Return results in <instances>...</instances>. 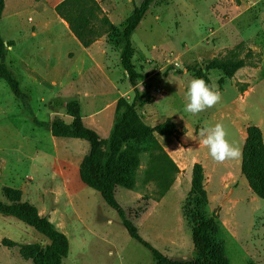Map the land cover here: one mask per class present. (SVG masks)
<instances>
[{
	"label": "rangeland",
	"instance_id": "obj_1",
	"mask_svg": "<svg viewBox=\"0 0 264 264\" xmlns=\"http://www.w3.org/2000/svg\"><path fill=\"white\" fill-rule=\"evenodd\" d=\"M60 1H4L0 35L4 42H13L11 51L7 47V60L10 69L19 74L21 89L28 93L30 111L22 107L0 78V200L5 201L4 187L19 189L22 201L35 205L41 216L66 235L69 245L63 264H153L151 251L129 235L117 212L97 191L81 182L75 164L87 152L88 142L51 135L47 124L54 116L71 121L63 108L53 107L52 101L56 97L78 96L83 123L103 138L110 134L109 125L116 118L115 104L122 97L128 103L134 101L142 120L150 126L166 119L177 124L179 129L173 135L157 137L164 150V146L170 149L171 143L176 144L179 134L190 130L188 139L180 142L187 152H192L197 148L193 144L197 134L217 122L225 125L229 140L242 148L239 129L244 130L248 123H259L264 129V0L153 1L131 35L132 61L148 77L136 83L140 91L136 99L119 65V49L107 35L98 37L86 47L89 51H84L62 32L60 24L67 28L64 20L52 9ZM141 1L98 3L106 8L103 12L110 21L120 26ZM46 24H51L50 28ZM54 33L61 35L58 41H53ZM21 42L38 52L34 55L32 51L39 67V74L34 77L33 73L20 72L19 60L25 56L18 49ZM68 50L71 52L65 56ZM89 52L95 60L88 59ZM232 52L245 61L242 67L232 76L219 70L209 73L211 85L221 94L220 102L197 115L186 112L185 94L194 78L187 68ZM75 54L79 57L76 67ZM43 62L56 63L59 69L48 73ZM71 63L75 73L66 77L65 69ZM147 164L148 153L143 152L134 186L117 187L115 198L142 241L168 258H190L193 246L183 204L190 189L192 168L190 172L178 168L171 184L161 193L156 175L146 174ZM207 176L212 203L208 201L205 213L215 210L218 214L222 225L217 237L228 263H257L259 259L246 248L259 245V239H264V226L259 219L264 217V198L253 193L245 179V183L238 178L236 182L228 180L220 192L219 174L212 170ZM230 224L236 229L234 236L225 227ZM3 238L19 244L47 243L31 226L0 214V264H31L19 255L18 246L3 245Z\"/></svg>",
	"mask_w": 264,
	"mask_h": 264
},
{
	"label": "trees",
	"instance_id": "obj_2",
	"mask_svg": "<svg viewBox=\"0 0 264 264\" xmlns=\"http://www.w3.org/2000/svg\"><path fill=\"white\" fill-rule=\"evenodd\" d=\"M153 1L155 0H142L120 26L110 21L97 0H62L54 7L57 15L68 24L70 31L83 47H89L102 35L108 36L113 46L119 49V65L133 87L134 99L140 94L136 83L143 81L147 75L138 70L132 61L134 48L131 35L149 11ZM3 7L4 0H0V19ZM11 45L13 42H4L0 35V78L6 82L22 107L30 111L28 93L21 89L16 74L6 61L7 47ZM244 64L245 61L232 52L229 56L213 59L204 65L196 64L187 69L193 72L194 78H203L211 85L210 71L219 70L226 76H232ZM52 104L55 109L63 108L71 117V121L66 122L60 116H54L47 124L51 135L80 138L88 142V150L78 167L81 182L97 191L103 201L117 212L129 235L151 251L153 264H229L224 254V246L217 237L218 229L222 225L218 214L215 210L211 214L205 213L208 198L204 187L203 166L199 162L192 166L190 189L183 204L184 215L190 223L193 246L190 258H168L152 248L149 243L142 241L137 228L115 198L116 187L134 186L140 154L143 152L148 153L146 174L156 175L160 192L163 193L171 184L172 176L178 171V167L156 137V134L169 136L176 133L175 124L171 119L150 126L142 120L134 101L128 103L120 97L115 104L116 118L110 134L103 138L83 123L77 96L68 99L56 97ZM241 152V173L252 192L264 198V142L258 126H247ZM3 196L5 201L0 200V214L13 216L31 226L43 235L47 243L19 244L8 238H3L1 243L7 247L18 246L19 255L31 264H63L69 245L66 235L47 217L41 216L35 205L22 201L19 189L4 187ZM248 264L256 263L249 261Z\"/></svg>",
	"mask_w": 264,
	"mask_h": 264
},
{
	"label": "crops",
	"instance_id": "obj_3",
	"mask_svg": "<svg viewBox=\"0 0 264 264\" xmlns=\"http://www.w3.org/2000/svg\"><path fill=\"white\" fill-rule=\"evenodd\" d=\"M5 1V0H4ZM100 1V0H98ZM101 4V3H100ZM55 5V4H54ZM54 5L52 7V9L54 8ZM101 7L103 9L104 12H106V8L101 4ZM108 16V15H107ZM62 20V19H61ZM65 23V26L68 28V24L64 21ZM49 24H46L45 27L46 28H50V25L48 26ZM48 26V27H47ZM61 28H62V32L65 34V35H68V37L73 40L75 42V44L77 45L78 48L84 50V51H89V49H86L85 47H83L80 42L73 36V34L71 33V31H69L67 28L65 29L63 27V25H61ZM27 29V27L25 28ZM24 33V32H23ZM59 34H53V41L54 40H59ZM94 45V44H93ZM92 45V47H94ZM19 46V50L21 51V55H25V56H22L19 60V63H20V72L21 73H33V77L36 76L37 74H39V70L37 71L36 68L39 69L38 65H36L33 61V55H32V51L34 52V55H37L36 53L38 52H35L34 51V48H32V51L30 50L31 48H29V45L28 43H25V42H21V44L18 45ZM26 51V52H25ZM71 51H67L65 56H67ZM102 52L104 53V51L102 50ZM26 53V54H24ZM90 53V52H89ZM86 56L88 57V59L91 61L95 60V57L93 55L90 54H86ZM101 57V61L104 60V57L103 56H100ZM6 61L8 63V60L6 58ZM59 61V60H57ZM73 62H75V67L79 64V57L77 56L76 57V54H75V57L73 58ZM44 67L43 69L46 70L48 73H50V71H56L59 69V66L58 64L56 63H51V62H48V63H45L43 62ZM9 65V63H8ZM107 67V66H105ZM66 71L64 72V74L66 75V77H69L72 75V73H75V70H74V67L71 63V66H69L68 68L65 69ZM13 71V70H12ZM79 71H82V69H80ZM16 76L19 80V83L21 85V82H20V79H19V74L16 73ZM148 77H146L145 79H147ZM22 86V85H21ZM78 97V96H77ZM63 99H68V98H63ZM81 108V106H80ZM175 123V122H174ZM249 125H256L258 126L261 131H262V135H263V142H264V129L262 127L261 124L259 123H248L245 125L244 127V130H241L239 129V138L242 140V147H243V143H244V140H245V137H246V127L249 126ZM112 124L109 125V127L111 128ZM151 126H155L154 124L151 125ZM175 127L176 129H179L177 124L175 123ZM190 131V130H189ZM189 131H186L185 133H182V134H179L178 135V138L175 140V143L176 144H172L171 143V148L169 149V147H166L164 146L165 150L169 153V155L177 162V166L178 168L182 169V168H185L187 172H190L191 171V168L193 166V164L195 162H199L202 166H203V172H204V187L207 191V198H208V201H209V204H211V199H210V195H211V190L209 189V184L207 183V175H209V173L212 171V170H215L216 174H219V188L218 190L221 192H223V190L225 189L224 187V184L228 181V180H231V179H234V182H236V178H238L239 182L241 183H245L244 182V179L245 177L243 176V174L241 173V170H240V167H241V159H235V160H226L224 161L223 163H217L216 161H214L211 156L209 155V151L208 149L202 144V139L203 137L200 136V134L198 133L197 135H199L198 137H196L194 140L195 142L193 143L194 146H197V148H193L192 152H187V150H185V147H183L181 145V142L182 139H188V135L189 134ZM196 135V134H195ZM158 136H161V137H167V136H163V135H159V134H156V137ZM158 140H160L159 138H157ZM161 141V140H160ZM193 141V140H192ZM199 141L201 142L200 144ZM197 142V143H196ZM178 147H181V149L183 150H179ZM178 149V151H177ZM241 151H242V148H241ZM181 153V154H180ZM84 156V155H83ZM82 158H77V162H76V167L78 168L79 167V163L81 161ZM222 168V171L219 170V168ZM231 168H234L233 170H236L237 174H234L232 171H231ZM246 180V179H245ZM247 182V181H246ZM248 184V183H247ZM117 189V187H116ZM116 189H115V193H116ZM260 219V224L262 226H264V217H261L259 218ZM228 233L230 235H233L234 236V232L236 231V229L232 226V224H230V226L226 225L225 226ZM261 241V243L258 245V244H250L251 246L250 247H247V252H252V256H256L260 262V264H264V239H259ZM256 263V264H259V263Z\"/></svg>",
	"mask_w": 264,
	"mask_h": 264
},
{
	"label": "clouds",
	"instance_id": "obj_4",
	"mask_svg": "<svg viewBox=\"0 0 264 264\" xmlns=\"http://www.w3.org/2000/svg\"><path fill=\"white\" fill-rule=\"evenodd\" d=\"M9 51H11L10 46ZM185 95L186 104L184 110L193 115L214 107L221 100L219 90L214 85L208 84L203 78H193ZM199 134L203 137L202 144L208 149L209 155L217 163L241 157L240 146L229 140V133L222 122L203 128Z\"/></svg>",
	"mask_w": 264,
	"mask_h": 264
}]
</instances>
